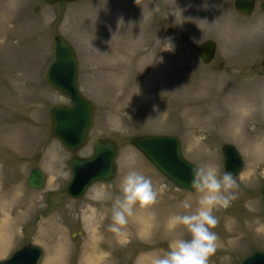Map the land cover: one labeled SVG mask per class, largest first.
<instances>
[{
    "label": "rangeland",
    "instance_id": "obj_1",
    "mask_svg": "<svg viewBox=\"0 0 264 264\" xmlns=\"http://www.w3.org/2000/svg\"><path fill=\"white\" fill-rule=\"evenodd\" d=\"M234 2L0 0V259L36 244L45 252L41 264H88L94 248L101 255L96 264H151L174 239L189 238L169 221L185 211L186 198L195 209L196 193L156 170L132 144L138 135L176 136L188 161L213 163L221 174L222 147L234 145L245 167L235 178L237 199L214 210L219 240L209 264H240L264 251V0L249 18ZM57 35L76 51L79 87L96 105L89 143L78 156H90L102 138L120 146L116 179L93 185L79 200L62 189L71 180L72 155L47 133L50 108L70 104L46 80ZM206 40L218 47L208 65L196 53ZM35 167L48 177L41 190L28 186ZM133 169L152 180L159 196L137 208L117 235L108 230L111 208Z\"/></svg>",
    "mask_w": 264,
    "mask_h": 264
},
{
    "label": "water",
    "instance_id": "obj_2",
    "mask_svg": "<svg viewBox=\"0 0 264 264\" xmlns=\"http://www.w3.org/2000/svg\"><path fill=\"white\" fill-rule=\"evenodd\" d=\"M81 0H45L54 5L59 2H78ZM256 0H236V11L250 17L254 11ZM39 8H36L38 11ZM264 11V5L262 7ZM54 60L47 72L49 85L70 99V105H56L50 109L48 135L59 140L73 154L70 161L72 179L65 188V193L72 199L83 198L88 190L97 183H109L117 176L116 159L120 147L110 138L95 141L93 153L88 157H80L77 153L88 141L95 123V104L86 98L78 84V59L74 48L67 40L58 35L54 38ZM217 52V43L206 40L196 48V53L204 64L213 61ZM264 68V59L262 61ZM132 144L141 151L153 166L177 187L193 192L191 189L192 169L196 167L182 154L181 142L175 136L152 135L135 136ZM224 169L234 177L240 175L244 168V159L231 144L222 148ZM47 176L41 168H34L28 180L33 189H42ZM263 211H264V188ZM44 257L42 247L28 244L0 264H40ZM241 264H264V251L259 250L246 258Z\"/></svg>",
    "mask_w": 264,
    "mask_h": 264
},
{
    "label": "clouds",
    "instance_id": "obj_3",
    "mask_svg": "<svg viewBox=\"0 0 264 264\" xmlns=\"http://www.w3.org/2000/svg\"><path fill=\"white\" fill-rule=\"evenodd\" d=\"M191 175L196 207L192 210V198H186L180 203L185 211L172 215L169 221L173 229H185L189 238L174 239L169 244L168 251L153 256L151 264H209V258L218 248L219 237L214 229L219 219L214 215V210L226 209L237 199V181L229 172L221 174L213 163L194 167ZM158 196L149 177L135 169L130 170L121 179L120 195L113 201L112 223L108 230L121 235L137 208L147 209L155 205Z\"/></svg>",
    "mask_w": 264,
    "mask_h": 264
},
{
    "label": "bare ground",
    "instance_id": "obj_4",
    "mask_svg": "<svg viewBox=\"0 0 264 264\" xmlns=\"http://www.w3.org/2000/svg\"><path fill=\"white\" fill-rule=\"evenodd\" d=\"M180 1V0H179ZM182 5H183V3H181L180 4V2H178V6L180 7V8H182ZM7 225H8V223H7ZM147 228V227H146ZM4 231H5V228L3 227L2 228V247H4L5 246V244H6V242H5V240L7 239H5L4 238V236H5V234H4ZM6 234H7V232H6ZM4 255V254H3ZM88 257V256H87ZM91 258H88V264H96V262L98 261V259L99 258H101V255L99 254V252L97 251V249L96 248H94L93 250H92V252H91V256H90ZM87 259V258H86Z\"/></svg>",
    "mask_w": 264,
    "mask_h": 264
},
{
    "label": "flooded vegetation",
    "instance_id": "obj_5",
    "mask_svg": "<svg viewBox=\"0 0 264 264\" xmlns=\"http://www.w3.org/2000/svg\"><path fill=\"white\" fill-rule=\"evenodd\" d=\"M257 3V2H256ZM263 5H264V3L263 4H261V7H263Z\"/></svg>",
    "mask_w": 264,
    "mask_h": 264
}]
</instances>
